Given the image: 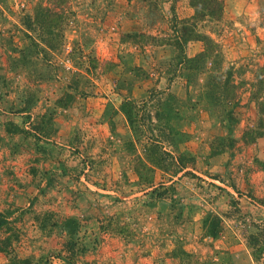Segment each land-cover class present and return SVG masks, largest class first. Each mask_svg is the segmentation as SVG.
I'll return each mask as SVG.
<instances>
[{
	"label": "rangeland",
	"instance_id": "374dc122",
	"mask_svg": "<svg viewBox=\"0 0 264 264\" xmlns=\"http://www.w3.org/2000/svg\"><path fill=\"white\" fill-rule=\"evenodd\" d=\"M194 1L0 0V264H264V0Z\"/></svg>",
	"mask_w": 264,
	"mask_h": 264
},
{
	"label": "trees",
	"instance_id": "16d2710c",
	"mask_svg": "<svg viewBox=\"0 0 264 264\" xmlns=\"http://www.w3.org/2000/svg\"><path fill=\"white\" fill-rule=\"evenodd\" d=\"M209 1V0H208ZM213 2H215V4L218 2L217 0H212ZM221 2H218V6H220L221 9V14H223V6H224V1L225 0H219ZM191 6L197 11L198 10V6H197V1L191 0ZM213 9H216V7L214 6ZM222 16V15H221ZM198 39H196L195 37L190 36V34H183V36H181L180 38H178V40L176 41V46L177 49L180 52V62L179 64H184V63H192L193 61H195V58H189L186 56L185 54V47L191 42V41H197ZM160 94H165V92H160ZM152 96V93H151ZM150 96V97H151ZM144 108L147 109L149 106H152L150 104V102L148 100L143 102ZM136 109V105L133 104L130 101H125L123 103V107L122 110L124 111V113L126 114L127 118L129 119L131 125L133 124L134 121V112ZM182 171V170H181ZM17 263V262H15Z\"/></svg>",
	"mask_w": 264,
	"mask_h": 264
},
{
	"label": "crops",
	"instance_id": "0c3cea01",
	"mask_svg": "<svg viewBox=\"0 0 264 264\" xmlns=\"http://www.w3.org/2000/svg\"><path fill=\"white\" fill-rule=\"evenodd\" d=\"M237 2H239L240 0H236ZM235 2V0H225V3H224V8H225V6H226V8L230 5L231 6V4L232 3H234ZM241 3H242V0L240 1ZM239 2V3H240ZM185 4V3H184ZM188 5V4H187ZM168 9L169 8H166V12L165 13H169L168 12ZM183 10H185L186 12H188L189 14V16L190 17H192V15H193V11L191 10V8L189 9V8H187L186 6H184L183 8H182ZM183 10H181V11H183ZM226 10V9H225ZM181 11H179L178 13H180L181 14ZM179 18H181V17H179ZM166 21H168V22H170V20L168 19V18H166ZM124 23H126V25H130V24H134V27H137L139 30L144 26V23H145V18L142 16V18H138V20H135V22L134 21H128V20H125L124 21ZM165 29H166V26L164 27ZM198 42L197 41H191L189 44H188V49H189V51H191V52H193V54H190L189 55V57H193L194 55H196L199 51H200V48H199V46H198V44H197ZM195 50V51H194ZM190 53V52H189Z\"/></svg>",
	"mask_w": 264,
	"mask_h": 264
}]
</instances>
